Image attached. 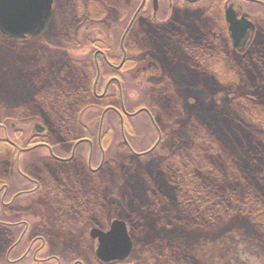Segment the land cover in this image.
I'll return each instance as SVG.
<instances>
[{
	"label": "rangeland",
	"instance_id": "rangeland-1",
	"mask_svg": "<svg viewBox=\"0 0 264 264\" xmlns=\"http://www.w3.org/2000/svg\"><path fill=\"white\" fill-rule=\"evenodd\" d=\"M133 1L55 0L52 17L39 36L31 37L21 44L0 35V119L13 117L20 121L15 129L10 126L14 121H9V124H6L7 130L0 128V140L6 139L8 134L10 140L18 145L13 149L6 142L5 144L1 143L0 169H4L5 166L9 170L10 184H13L18 191L35 187L33 181L31 183L25 179L19 170L33 177L38 181L39 186V190L35 194L23 193L19 198L20 202L26 204L20 208L19 219L29 223L27 228L25 229V226L21 224V226L12 229L18 233L14 238L8 232L9 229L0 225V264H15L13 260L21 256L33 241L34 247H36L42 243L43 238H45L46 247L37 255L38 257H47L50 254L57 253L62 259V264H75L77 260L83 264H101L95 256L94 249L97 248V242L93 243L90 237L92 228L106 229L109 228V224L113 219L123 218L128 221V217H130L129 222L132 223V225L130 224V233L134 250L124 261L107 264H151V260L154 264V261L157 260L162 262L161 254L165 250L178 252L180 247L182 250L184 247L189 250L191 259L194 257L195 260H191L190 264H264V234L260 233V229L252 224L249 216L243 212L234 211L231 216L222 218L211 225L193 227L188 225V217H184L181 208L175 205L180 201L175 200L174 203L173 197H168L169 200L164 199L166 201L163 203L164 207L149 205L141 210L136 207L138 202L145 201L148 198L147 195L151 196L154 195V192L164 190V180L168 179L166 175L175 173L176 169L173 167L166 170L161 166L166 155L171 153L174 148L172 146L164 152L169 145L167 137L170 134L179 137L181 128L184 129L188 124L189 128L193 124V110L199 109L202 112H208L224 109L227 106L233 107V109L236 108L233 110L234 115H242L235 119L236 122L251 123L254 118L252 113H254V109L258 108L256 101L264 100L263 85L256 87V89L241 90L239 93L246 96L247 99H244L245 104L242 107H236L235 101L230 102L232 95L227 92L236 74L234 72L228 74L230 65L226 66L224 62H216L215 67L208 63L200 64V70H202L200 74L203 78H206L203 79L205 82L202 88L195 89L189 84L182 91L185 93L184 96L177 93L172 94L169 96L173 103L172 106L166 97V93L156 94L144 90L146 82L141 81L142 76L139 74L137 79H133L131 72L128 71L120 73L121 76L123 75V79L125 77L122 81L125 88L123 94L119 97L116 93L117 87L115 88L113 85L110 86L111 93L105 97L100 96L102 98L94 96L91 89V93L89 90L87 93H82V95L78 94L76 90L74 92L66 90L67 93H63V90L70 85L73 89L82 86L81 78L83 76L86 78V75H88L87 73L84 75V66H81V62V64L75 63V58L80 56L82 58H87V56L93 58L94 55L92 48H85V52L79 50L75 55L73 54V57H70L71 54L66 52L71 49L74 51V48L82 49L80 47L85 42L90 41V39H86L87 34H92V38L98 39L100 42L98 41L97 44H109L112 46L111 51L114 52V47L119 45L122 32L125 31L128 23L125 19H121L120 9L123 5H126L133 11ZM146 1V9L148 10L145 13L146 15L142 16L144 20L150 18L153 13V1ZM158 1L159 10L157 11L160 20L168 19L169 15L175 12L172 23L176 24L174 18L182 16V13L178 14L177 12L184 9V20H189L190 23L193 20L192 24L195 27H197L195 24H199L203 34L207 35L210 29H213L212 23L208 21L204 25L195 19L202 15L200 13L205 6L211 5V11L218 12V15L215 14L217 15L216 32L221 41L225 39L227 26L224 24L222 17H224L227 3L229 4L231 0H202L197 6H189L179 0ZM232 1H235L236 6L242 7L243 11L249 13V15H254L257 19L264 18V12L260 11L259 7L254 4L247 3L248 1L244 0ZM172 2H174L175 7H178L177 12L173 10L174 6L173 9L169 8ZM220 10L222 12L219 14ZM209 15V13H206L199 18L209 19ZM92 18H98V21L94 22ZM82 19L83 21L80 23ZM144 20L141 19L139 22L142 24ZM150 20L145 21L147 25ZM141 24L135 32H138ZM76 31H78V39L82 40L81 43L77 40V37L73 38ZM174 45L175 47L172 48V51L169 50L168 54L169 66L175 69L179 65L186 67V69L188 68L186 65L193 69L196 68V66H192L190 62L186 61L187 52L183 51L176 42L170 46ZM147 48L137 51L138 63L147 64L151 61L161 67H168L165 60H163L166 59L165 55L167 56V54L163 52L161 40L155 46L147 45ZM72 59H74V62H71ZM146 73L147 76L153 78L152 80L159 81L162 78L161 72L159 73L154 67L149 68ZM212 75L215 76L217 83L210 79ZM140 82L143 83L142 88H139V86L137 88L136 86ZM40 87L44 93L56 92L57 113L53 110V106L47 101L45 102L46 94L38 98L44 105H41L42 109L49 114V117L52 116V120L56 121V127L53 126L52 129H55L61 137L73 139L68 141L64 147L55 148V151L57 150L63 157L69 156L73 142L77 140L74 139L75 137H80L82 134L85 137H91L92 145L94 144L93 147L96 149L93 166L94 168L98 167V173L93 175L87 170L89 166L87 162L89 147L87 144L79 146L76 152V154H84L86 160L83 158L78 159L77 163L75 162L73 165L44 159L43 157L49 156V153L43 147H38L32 152L22 153L18 157L19 149L31 148L34 146V142L39 140L35 137L31 142V137L35 133L34 119L36 116L30 113L34 111V113L39 114V111L34 108L31 111L28 106L18 110L16 104L20 101H18L17 94H19L18 91L30 93L36 90L35 88ZM99 94H102V90ZM60 95H62L61 98ZM50 99L52 98L50 97ZM63 99L66 102H62ZM77 100H79L77 106L72 105L73 110L69 111V116L66 115L68 111L66 107L69 106V102L72 103ZM61 105L60 108L62 109L59 108L58 110ZM64 106L66 107L64 108ZM111 106L115 107L116 111H107L104 115L105 123L102 125L104 130L102 140L105 151L103 161L98 137L100 116L103 110L105 111L106 108ZM81 107H83V111L79 114L78 109ZM250 109H252L251 112H248ZM260 109L264 110V107ZM72 113H76V117L82 115L80 117H83L85 127L82 126L81 130L77 129L76 132L70 134V130L63 125L62 119L67 118L68 120L64 124H69ZM20 115L29 116L22 119L23 116L20 117ZM177 115H179L177 118L174 117ZM39 118L46 122L43 115ZM168 120L170 121V131L162 134L163 127L166 126L164 123ZM223 121L225 122V120ZM171 127H173V132ZM44 133L40 132V134ZM161 135L162 141L161 144L159 143L161 146L158 145L157 150L152 154L156 148L154 150L150 149ZM135 152L144 155H137ZM178 153L179 155L188 154L184 151ZM140 156H143L145 161L151 162L148 167H144V169L140 167L138 163V157ZM55 172V177L59 180L56 187L59 190L54 191H56L55 194L61 211L57 204L53 202L54 191H51L52 185H54L52 181ZM133 172L134 174H132ZM69 176L70 179H68ZM222 185L227 187L226 184ZM225 193L228 194V189ZM125 196H128L126 201L124 200ZM228 198H231V196L229 195ZM64 199L66 201L75 200L76 202L73 206H65ZM59 200L64 202L62 206H60ZM62 211L70 212V216L63 215ZM17 212V210L10 212L7 220L12 221L11 216L13 214L17 215ZM23 229L27 231L21 243L10 251L8 247L12 243H19L18 238ZM35 237L38 238L33 239ZM7 245L9 246L7 247ZM9 252L10 254H8ZM36 262L37 260L34 259L33 254L29 253L26 260L16 262V264H38ZM48 264H58V262L52 260ZM176 264H181V262Z\"/></svg>",
	"mask_w": 264,
	"mask_h": 264
},
{
	"label": "flooded vegetation",
	"instance_id": "flooded-vegetation-1",
	"mask_svg": "<svg viewBox=\"0 0 264 264\" xmlns=\"http://www.w3.org/2000/svg\"><path fill=\"white\" fill-rule=\"evenodd\" d=\"M153 1V6H152V16L146 20H149V23L147 25V23L145 22L146 20H144V18L142 17L143 15H146L145 13H147L146 7H147V1L146 0H140V3L138 4L137 8L134 6L133 11H130V17L128 19V23L126 26V29L124 32H122V36H121V40H119V45L115 46V50L114 52H112V46H110L109 44H105L101 45V44H97L100 41L98 39L92 38L89 43L87 44V46H85L86 44L82 45V49H80V51H84L85 48H92L93 50V58L90 56H87V58H82L77 57L75 58V63L77 62V64H79L80 62L82 63L81 66H84L85 70H84V75H86V73L88 75H86V78H84L83 75H80L81 77L83 76V78H81V83H82V88L83 89H88L87 91H89L90 89L92 90L94 96L102 98L105 96H108L107 94H110V86H115V88L117 87V91L116 93L118 94V97L121 96V94H123L124 91V84H123V75L121 76V72H126L128 71L129 73L131 72V75L133 76V79H137V76H142L141 81H145L146 85L144 86V90H147L149 92H155L157 91V93H165L166 90H168V88H170V79L172 78L174 80H176V82L178 84H181L183 86H185V88L188 87V83L186 85L187 82V78L188 77H198V79H200L201 77H203L200 72L202 73V70H200V64L203 63H208L211 64V66L215 67V63L216 62H224L227 66V63L232 60H241L243 59L242 57H245L250 51L251 49H253V46L256 44V38H258V42H264V18H256L254 15H249V13H246L245 11H243L242 7L240 6H236L235 1H230L229 4L227 3V7L226 9L231 6L233 7V9L235 10V12L237 13V16L240 18V16L246 17L250 22H251V26L250 28L247 30V33L245 34V36H243V38L239 39L238 41H235L234 38H232V33L229 30V23L226 20V16H225V11H224V24H226V28H227V35H225V39H223L222 41L220 40L217 32H216V27H215V23H216V16L218 15L217 11L212 10L210 6H205L204 9H202V12L200 14H202L201 16L205 15L206 13H209V19L204 18L205 20L199 18L201 16H199L197 19H195L198 22H202L204 25L206 24V22H211L213 29H210L212 27H210V32L209 34H203V31L201 29V26L199 24H195L197 27H195L192 23L193 20H191L192 23H190V21H185L184 17H183V10H180V12H177V6H174V2H172L171 6L169 8H174L173 10H175L178 14L182 13V16L179 17H175V21L177 22L176 24L172 23V18L175 15V12L171 13L168 17V19H164V20H160L158 18V11L159 10V4H158V0H152ZM175 1V0H174ZM181 2H185V4L189 5V6H197L202 0H179ZM244 1H248L247 3H252L255 6L259 7L260 11L264 12V0H244ZM215 3V2H214ZM55 4V0H53V7ZM134 5V2L132 4V6ZM174 6V7H173ZM211 11V12H210ZM222 11H219V14ZM52 14H53V8H52ZM217 14V15H215ZM52 17V16H51ZM51 19V18H50ZM141 19H143V23L141 24ZM83 21V19L80 21V23ZM262 21V23H261ZM79 22V20H78ZM139 23V24H138ZM141 24L140 29H138V32H135L136 29L138 28V26ZM143 25V26H142ZM47 27V25H46ZM161 32V34H159V32ZM78 31L75 32V35L73 36V38L77 37V40L81 43L82 40L78 39ZM39 36V35H38ZM31 37H36V36H27L25 37L23 40H20L17 42V40H13L14 42L17 43H25L26 40H28ZM72 38V40H73ZM204 38V40H203ZM219 39V41H218ZM159 40H161L162 42V48H163V52L167 54V56L165 55L166 59L165 63L168 67L164 68L163 66H159L156 63L153 64V62L149 61V63L145 64V63H138L137 61V51H139V49L142 51L144 48H147V45H151V46H155L156 44L159 43ZM99 41V42H98ZM129 42V43H128ZM178 43L179 47H181V49L183 51L187 52V62H190L192 64V66H196V68H192L189 67L188 65H186L188 68L186 69V67L179 65V67L177 69H175L172 66H169L168 63V54H169V50L172 51L174 46H170L174 43ZM246 42V43H244ZM146 43V45H145ZM172 43V44H171ZM84 46V47H83ZM77 49V48H74ZM106 51H105V50ZM148 49V48H147ZM91 50V49H89ZM69 52L70 57H73V54L75 55V53L77 52H72V50L67 51V53ZM85 52V51H84ZM87 52V51H86ZM178 57V55H177ZM204 61V62H203ZM71 62H74V59L71 60ZM80 63V64H81ZM198 66H199V70H198ZM154 67L157 69V71L162 75L161 80L156 81L155 79L152 80L153 78H151L150 76H147V73L149 71V68ZM77 69V68H76ZM230 70L232 69L231 67L229 68ZM78 70V69H77ZM213 72H215L214 70H212ZM164 72L166 73L164 75ZM229 72V71H228ZM122 73V74H124ZM198 74V75H197ZM199 74L201 76H199ZM228 74H231L230 72ZM205 76V75H204ZM214 76V75H213ZM213 76H210L213 78ZM215 77V76H214ZM80 78V77H79ZM145 78V79H144ZM144 79V80H143ZM206 79V78H205ZM211 79V78H210ZM105 81V82H104ZM140 82V84H137V88L139 86V88H142L143 83ZM148 82H150L152 85L154 84V86L149 87L148 86ZM205 82V80H204ZM213 82H215L213 80ZM105 83V84H103ZM216 83V82H215ZM187 86V87H186ZM81 87V86H80ZM79 87V88H80ZM69 88H72L71 85L63 90V93H67L66 90H68ZM184 88V89H185ZM36 90H34L33 92H26L23 93L22 91H18L19 94L18 95V104H16V107L18 108V110L23 109L25 106H28V109H30L31 111H33L32 108L37 109L39 111L38 113H31V115L36 116V118L34 119L35 124H34V130L35 133L34 135H32L31 137V142H33V138L35 139V137H37L39 140H36L34 142V146L29 149L26 148V151H23L22 153H27V152H32L33 150H35L38 147H43L46 148L48 150L49 156L47 157H43L44 159H51V160H55L58 162H61L63 164H72L73 163H77L78 159H84L86 160L84 154H76L77 152V148L79 146H81L82 144H87L89 147V155H88V169L90 174H95L98 173V167L94 168L93 166V158H94V153L96 151L94 144L92 145V141H91V137H75L74 139H77L73 142V146H72V150H71V154L69 156L63 157L62 154L58 153L57 150L55 151V148H59V146L64 147L65 144L68 141H71L70 138H65V137H61L58 135L57 131L55 129H52L53 126L56 127V121L52 120V116L44 110L42 109L41 105L44 106L42 104V102H40V100L38 99L40 96H47L46 98H44L45 102L47 101L51 106H53V110L56 112V97H55V93L56 92H47L44 93L42 92V88H35ZM90 90V91H91ZM102 90V94L100 95V91ZM142 89V91H144ZM155 90V91H154ZM191 90V89H190ZM104 91V92H103ZM138 91V89H137ZM141 91V90H139ZM190 93H193L191 91H189ZM141 93V92H140ZM102 96V97H100ZM20 97V98H19ZM50 97L52 99H50ZM50 99V100H49ZM65 100V99H63ZM12 107V106H10ZM13 108V107H12ZM114 110L116 111V108L111 106L108 107L106 110ZM105 110V111H106ZM124 110V109H123ZM104 111V112H105ZM106 111V112H107ZM45 118L46 122L43 121V119H40L39 116H42ZM23 116V117H22ZM20 115V117L25 118L29 115ZM46 116V117H45ZM48 116V117H47ZM56 117V116H53ZM81 121H77L75 123H71L70 124H65V128L69 129V133H72V130L75 131L77 129L81 130L82 126L85 127V124L83 123V117H81ZM1 120L4 119H0V128H4L7 130V125L9 124L8 122H2ZM38 121V122H37ZM20 122V121H19ZM18 122V123H19ZM44 122V123H43ZM17 122L16 123H11L10 126L13 127V129H15V126H18ZM7 124V125H6ZM16 124V125H15ZM104 124V122L101 123V126ZM47 129V130H46ZM72 129V130H71ZM40 132H47V136L46 139L44 138L45 133L44 134H40ZM88 139V140H85ZM162 135L160 137V142L162 141ZM73 140V139H72ZM5 142L9 145L12 146V148L14 149L15 147H18V145H16V142L11 141L9 135L7 134L6 139H2L0 140V146L1 143L5 144ZM127 143V141H126ZM92 145V146H91ZM2 148V147H0ZM91 149V150H90ZM104 152V151H103ZM2 154V153H1ZM105 154L102 153V157H103V161H104V157ZM95 159V158H94ZM102 161V162H103ZM102 166V164H101ZM100 167V166H99ZM20 173L22 174V176L27 179L29 182L35 184V187H31L28 188L26 190H19L13 185L10 184L9 181V170L6 169V167L4 166V169H0V225L1 226H5L8 230V232H10L11 235L14 236V238H16V236L18 235L17 232H14L12 229H14L15 227L17 228L18 226H21V224L23 226H25V229L27 228V225L29 224L27 221L25 220H21L19 219L20 217V208H22V206H25L26 204L20 202L19 198L23 195V193H28V194H35L36 192H38L39 190V186H38V181H36L33 177H31L29 174H27L24 171L19 170ZM56 172L55 174H53V181L52 184L54 183V185H52V189L51 191L53 192L54 190L58 191V187H56L57 182H59V180L56 179ZM70 179V176L69 178ZM29 187V186H28ZM54 191V203L57 204L58 206V201L56 198V194ZM71 201V202H70ZM65 202V206H73L74 202H76L75 200H68L66 201L64 199ZM63 201L59 200L60 206L63 205L64 203ZM59 207V206H58ZM60 211H61V207ZM13 210H17L18 214L17 215H12L11 218L13 219L12 221H8V215L10 214V212H12ZM63 215H66V212L62 211ZM77 219V218H76ZM130 224V223H129ZM132 225V224H131ZM129 228V227H128ZM23 229L19 239V243H12L10 246L7 245V247L10 249V251H12L13 249H15L16 247H18V245L21 243L23 237L25 236V232L27 230ZM131 229V228H130ZM15 234V235H14ZM131 234V233H130ZM40 237V236H39ZM132 237V235H131ZM130 237V238H131ZM38 237H35L33 239H37ZM92 240V239H91ZM36 241V240H35ZM93 243L97 242L96 240H92ZM34 242V241H33ZM31 243V245L25 250V252H23V254L19 257L16 258V260H13L16 264V262H20L22 260H26V257L28 256L29 253H32L34 256V259L37 260L36 263L38 264H48V262L55 260L56 262H58V264H62L63 262L62 259L56 254H50L47 257L43 256V257H38L37 255L40 254L44 248L46 247V242H45V238H43L42 243L36 247H34V243ZM133 242V239H132ZM9 244V243H8ZM134 247V244H133ZM132 247V252L134 250V248ZM8 250V249H7ZM95 250V249H94ZM131 252V253H132ZM10 254V252L8 253ZM14 264V263H13ZM75 264H83L81 261L77 260L75 262Z\"/></svg>",
	"mask_w": 264,
	"mask_h": 264
},
{
	"label": "trees",
	"instance_id": "trees-1",
	"mask_svg": "<svg viewBox=\"0 0 264 264\" xmlns=\"http://www.w3.org/2000/svg\"><path fill=\"white\" fill-rule=\"evenodd\" d=\"M133 2L134 5L132 7L134 8L135 6L137 8L140 1L134 0ZM100 8H98L99 11H101ZM120 10L121 19H125L128 22L131 10L126 5H123ZM92 20L97 22L98 18H92ZM86 39L91 40L92 34H87ZM256 40L253 49L245 57H242L243 59L237 61L231 59L227 63L232 68L231 70L228 69V71L236 74L231 87L227 90L232 95L230 102L235 101L236 107H242L245 104L244 99H247L246 96L239 93L241 90L256 89V87L261 85L264 86V42H258V38ZM88 43L85 42V46ZM71 50L73 52V49ZM79 50V48L74 49L75 52H79ZM232 62L237 63L233 64ZM199 76L201 75L199 74ZM169 79L170 88L165 93L172 106L173 103L169 96L174 93L184 96L185 93L182 91H184L185 86L178 84L172 78ZM203 79L205 78L188 77L186 85L188 83V85L190 84L195 89L202 88L204 84ZM211 80L217 83L214 76L213 78L211 77ZM148 86L152 87L154 84L152 85L148 82ZM68 90L73 92L76 90L80 95L88 92V89H83L82 86L77 89L70 88ZM223 90L226 91L224 88ZM153 93L158 94L157 91ZM61 97L62 95H60ZM62 102H66V100ZM256 102L258 103L256 104L258 108L254 109V113H252L254 118L251 120V123L236 122L235 119L242 115H234L233 110L236 108L233 109V107L227 106L224 109L208 112H202L199 109L191 111L192 120L194 119L193 124L189 128V124L184 129L181 128L179 137L173 134L167 137L169 145L164 152L172 146L174 148L171 153L166 155L161 166L166 170L169 167H173L176 169L175 173L166 175L168 179L164 180V190L154 192V195L151 196L147 195L148 198L145 201L138 202L136 207L139 210L149 205L164 207L163 203L166 202L164 199L173 197L174 203L175 200L180 201L179 203H175V205L181 208L180 210L184 213V217H188V225L193 227L211 225L222 218L231 216L234 211H240L248 215L249 219H251L250 222L260 229L261 234H264V110L260 109L264 107V100ZM78 103L79 100L72 103L69 102L70 107L64 106V108L68 109L66 115L69 116V111L73 110L71 108L72 105L77 106ZM81 106L83 105L81 104ZM60 107L62 105L58 107V110ZM82 108L78 109L79 114L83 111ZM246 108L248 109V107ZM251 110H248V112H251ZM76 113H72V116L70 115V125L71 123L81 121L82 118L80 116L82 115L76 117ZM178 116L174 117L177 118ZM67 120V118H63L62 122H67ZM1 121L19 122V120L13 117H7ZM164 125L166 126L163 127L162 134L169 133L170 121L168 120ZM246 126L248 127L246 128ZM171 130L173 132V127H171ZM58 132L60 133V131ZM72 132L76 131L72 130ZM156 150L157 148L152 154ZM181 151H184V153L188 152V154L179 155L178 152ZM138 163L144 169L151 162L145 161L143 156H140L138 157ZM222 184H226L227 187ZM227 189L228 194L225 193ZM224 194L226 195L224 196ZM229 195L231 198H228ZM126 198L128 199V196L124 197L125 201ZM129 219L130 217H128V223L132 224L129 222ZM184 250H186L185 247L183 250L180 247L178 252H173L172 250L168 252L165 250L161 254L162 262L165 264H176L178 262L190 264V261L195 259L194 257L190 258L189 250H186L188 253L186 251L182 253ZM150 262L152 264V260ZM162 262L157 260L154 261V264H163Z\"/></svg>",
	"mask_w": 264,
	"mask_h": 264
},
{
	"label": "water",
	"instance_id": "water-1",
	"mask_svg": "<svg viewBox=\"0 0 264 264\" xmlns=\"http://www.w3.org/2000/svg\"><path fill=\"white\" fill-rule=\"evenodd\" d=\"M52 4L53 0H0V32L13 39L39 35L52 16ZM225 16L235 41L243 38L252 25L244 15L239 18L231 6ZM91 236L98 239L96 255L102 261L123 260L132 250L124 220L116 218L108 231L94 227Z\"/></svg>",
	"mask_w": 264,
	"mask_h": 264
}]
</instances>
